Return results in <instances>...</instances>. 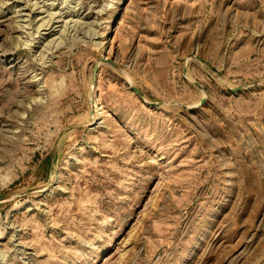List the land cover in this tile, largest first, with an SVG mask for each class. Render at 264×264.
<instances>
[{"label": "rangeland", "instance_id": "rangeland-1", "mask_svg": "<svg viewBox=\"0 0 264 264\" xmlns=\"http://www.w3.org/2000/svg\"><path fill=\"white\" fill-rule=\"evenodd\" d=\"M0 264H264V0H0Z\"/></svg>", "mask_w": 264, "mask_h": 264}, {"label": "water", "instance_id": "water-1", "mask_svg": "<svg viewBox=\"0 0 264 264\" xmlns=\"http://www.w3.org/2000/svg\"><path fill=\"white\" fill-rule=\"evenodd\" d=\"M102 60L109 61L108 59H105V58H102ZM109 62H111V61H109ZM96 67H97V65L94 66V71L96 70ZM132 89L137 93V95H138L140 98H142L141 93H140L135 87H132Z\"/></svg>", "mask_w": 264, "mask_h": 264}, {"label": "bare ground", "instance_id": "bare-ground-1", "mask_svg": "<svg viewBox=\"0 0 264 264\" xmlns=\"http://www.w3.org/2000/svg\"><path fill=\"white\" fill-rule=\"evenodd\" d=\"M76 23V22H75ZM41 25V24H40ZM32 27V26H31ZM48 28V27H47ZM38 29V28H37ZM68 32V31H67ZM83 33V32H82ZM71 34V33H70ZM72 38V37H71ZM74 39V38H73ZM54 41V40H53ZM62 41V40H61ZM54 47H55V45H54ZM47 49V48H46Z\"/></svg>", "mask_w": 264, "mask_h": 264}]
</instances>
